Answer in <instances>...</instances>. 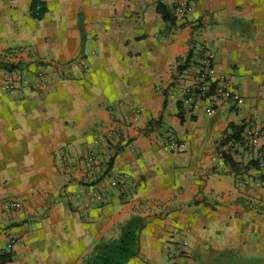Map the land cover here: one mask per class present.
Wrapping results in <instances>:
<instances>
[{"label": "crops", "instance_id": "crops-1", "mask_svg": "<svg viewBox=\"0 0 264 264\" xmlns=\"http://www.w3.org/2000/svg\"><path fill=\"white\" fill-rule=\"evenodd\" d=\"M177 1L0 0V255L17 240L9 264H87L133 219L138 247L124 264H264V167L246 168L264 163V132L252 146L223 144L250 120L264 131V0H189L186 15L174 13ZM205 42L213 85L238 92L240 105L216 97L209 113L206 100L184 102ZM21 71V87L5 92L6 75ZM134 108L136 121L122 125ZM171 132L186 151L164 147ZM91 152L93 169L70 164ZM95 189H106L104 202L68 198Z\"/></svg>", "mask_w": 264, "mask_h": 264}, {"label": "built area", "instance_id": "built-area-1", "mask_svg": "<svg viewBox=\"0 0 264 264\" xmlns=\"http://www.w3.org/2000/svg\"><path fill=\"white\" fill-rule=\"evenodd\" d=\"M191 9V3L189 0H178L175 7L174 13L176 15H186ZM214 65V51L211 46L205 42L202 48V57L196 66L195 73L193 75L192 85L185 89V98L184 102L187 103L191 108L195 107L200 100H206L209 103L208 112L212 113L214 111V98H223L230 101H233L235 104L240 105L243 101L242 96L231 89H227L221 83L213 85L211 80L210 72ZM25 74L23 71L16 73H9L6 75L4 80L1 83V88L8 93L16 92L21 85L24 83ZM46 81V74L43 71L36 72V80L34 81V86L37 89H42L43 85ZM140 114L139 108H134L129 112L125 113L121 117L122 125H128L136 121ZM118 130L113 129L108 134L109 138L116 135ZM264 132L261 129H258L254 123V121L250 120L246 122L245 129L242 134V141L240 144L246 146H252L254 140L260 136V134ZM164 147L171 152L181 153L187 150V143L181 139H179L173 132L169 133ZM219 156L223 158L222 151H220ZM70 164L80 167L86 171L94 168L96 164V156L94 153H88L86 155L79 156L77 158H70ZM261 166L264 167V163L260 162ZM129 177V174L124 173L123 178H113L110 182L111 186L115 188H120L123 184L122 179H126ZM262 179H258V183H261ZM107 191L106 189H98V190H88L84 194L76 193L70 194L68 196L69 200L74 205H80L84 199L94 203H102L106 200ZM89 202L87 203V205ZM8 205L12 207H20L21 203L19 201H11ZM178 231V229H175ZM16 238L11 237L9 243L7 244V251L12 252L14 244L16 243ZM187 241L184 240L183 244L187 245ZM0 264L1 260H0Z\"/></svg>", "mask_w": 264, "mask_h": 264}, {"label": "trees", "instance_id": "trees-1", "mask_svg": "<svg viewBox=\"0 0 264 264\" xmlns=\"http://www.w3.org/2000/svg\"><path fill=\"white\" fill-rule=\"evenodd\" d=\"M162 11V9H160ZM164 17L168 18L167 12L164 11ZM246 123L233 126V133L224 139L223 144L229 141L240 143ZM224 161L229 164L233 170H240V163L235 160L233 155L228 151H222ZM262 168L259 159H254L246 168ZM264 176V175H263ZM140 219H133L122 231L119 238L103 242L96 245L94 253L87 260V264H124L128 259L133 257L138 247V231L141 227ZM2 264H9L12 261V252L0 255Z\"/></svg>", "mask_w": 264, "mask_h": 264}]
</instances>
